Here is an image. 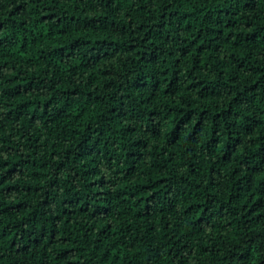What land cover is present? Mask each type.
Masks as SVG:
<instances>
[{
  "label": "trees",
  "instance_id": "trees-1",
  "mask_svg": "<svg viewBox=\"0 0 264 264\" xmlns=\"http://www.w3.org/2000/svg\"><path fill=\"white\" fill-rule=\"evenodd\" d=\"M0 264H264V0H0Z\"/></svg>",
  "mask_w": 264,
  "mask_h": 264
}]
</instances>
